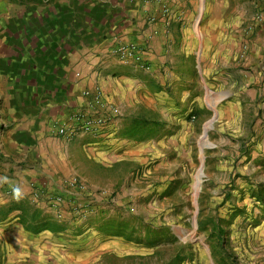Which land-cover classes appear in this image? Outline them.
<instances>
[{"label":"rangeland","instance_id":"374dc122","mask_svg":"<svg viewBox=\"0 0 264 264\" xmlns=\"http://www.w3.org/2000/svg\"><path fill=\"white\" fill-rule=\"evenodd\" d=\"M198 2L195 32L218 5L214 21L238 36L232 55L191 87L142 78L112 111L111 171L77 177L86 213L59 219L49 200L44 212L9 194L37 165L35 141L16 136L34 88L62 80L59 41L44 40L38 0H0V264H264V0Z\"/></svg>","mask_w":264,"mask_h":264},{"label":"crops","instance_id":"0c3cea01","mask_svg":"<svg viewBox=\"0 0 264 264\" xmlns=\"http://www.w3.org/2000/svg\"><path fill=\"white\" fill-rule=\"evenodd\" d=\"M38 1L42 6L34 9L45 15L50 28L44 31V40L57 34L62 80L53 89L39 83L33 90L34 114L26 116L25 131L16 137L21 142L27 133L35 141L36 151L31 157L37 165L14 186L21 199H41L39 206L46 212V201L55 195L79 197L72 184L85 171H111L112 111H123L142 78L191 87L197 75L205 80L208 64L216 55L226 62L227 54L232 55L239 41L237 35L228 34L223 23L214 21V15L222 11L216 4L208 3L211 22L199 24L201 31L195 32L198 0ZM130 44L142 52L154 73L148 75L123 61L119 48ZM43 64L44 73L49 75L51 62L44 59ZM165 65L171 71L163 78L158 72ZM97 92L100 105L96 102ZM20 106L22 111L31 110L22 101ZM76 113L99 117L105 125L98 135H83L71 141L57 137L55 126ZM82 179L88 182L86 176ZM90 186L92 191L99 188Z\"/></svg>","mask_w":264,"mask_h":264},{"label":"built area","instance_id":"2783aa9c","mask_svg":"<svg viewBox=\"0 0 264 264\" xmlns=\"http://www.w3.org/2000/svg\"><path fill=\"white\" fill-rule=\"evenodd\" d=\"M118 52L123 61L135 65L142 70H149L140 50L134 45H123L119 48ZM96 96V102L100 105V93L97 92ZM104 125L105 121L99 117L89 116L85 113H76L69 116L64 122L57 124L54 128V133L57 137L71 141L83 135H98ZM74 184L75 181L72 185L75 186ZM9 194H12L15 198H20L18 187L10 189ZM38 200L39 198L36 196H32L31 198V201L34 203ZM49 205L55 209L56 217L59 219L64 217V208L73 209L76 216H84L86 213L85 206L76 202L75 196L72 194L55 195L49 199Z\"/></svg>","mask_w":264,"mask_h":264},{"label":"water","instance_id":"95a60500","mask_svg":"<svg viewBox=\"0 0 264 264\" xmlns=\"http://www.w3.org/2000/svg\"><path fill=\"white\" fill-rule=\"evenodd\" d=\"M217 119V114L215 113L214 117L208 122L209 128L212 129L213 128V123L216 121ZM207 135V129L204 128V136ZM202 151V150H201ZM204 160V157H202V162ZM199 175L200 178L203 177V166L201 167L200 171H199ZM198 185H200V183L198 182Z\"/></svg>","mask_w":264,"mask_h":264}]
</instances>
